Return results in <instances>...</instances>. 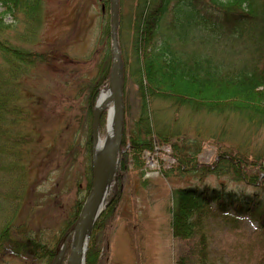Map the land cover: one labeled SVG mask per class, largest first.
Returning a JSON list of instances; mask_svg holds the SVG:
<instances>
[{
	"label": "rangeland",
	"instance_id": "rangeland-1",
	"mask_svg": "<svg viewBox=\"0 0 264 264\" xmlns=\"http://www.w3.org/2000/svg\"><path fill=\"white\" fill-rule=\"evenodd\" d=\"M104 1H42L43 21L34 48L51 52L53 60L38 65L25 85L30 96L27 105L33 112V119L27 120L26 127L33 131L35 141L27 163L26 196L16 222L24 224L51 247L61 240L57 242L50 264L65 243L64 254L57 264H66L72 228L77 221L72 224L74 204L80 199H84V203L88 193L83 188L82 174L86 154L79 152L72 164L63 154L65 145L73 137L85 139L84 118L88 107L84 102L88 87L101 66L102 24L109 19V8L104 6ZM119 3L118 39L124 101L121 152L109 193L88 236L84 264H173L184 245L174 239L170 231L168 207L173 203L176 189L190 185L245 188L241 181L233 180V172L212 169L217 164L216 150L229 146L264 157V130L251 128L235 114H192L185 108L176 113L169 103L156 98L147 103L150 119L158 121V129H174L184 135L180 143H194L198 149L195 159L188 164L181 163L170 145L156 143L138 160L128 156L126 169L121 168L123 154L129 150L125 139L135 131L136 121L141 116L142 94L138 85L141 66L133 50L135 32L131 26L138 0H119ZM171 15L170 9L167 18ZM6 21L10 23L12 18L8 16ZM161 24L162 29L151 45H158L164 38L167 28L165 21ZM198 35L197 31L181 25L173 37L178 50L187 53L192 46L200 49ZM109 71L93 95L91 122L97 94L109 84ZM105 125L106 116L102 113L99 118L102 138L106 134ZM140 159L142 166L138 169ZM220 164L217 169L223 170ZM204 165L207 169L199 168ZM229 170L234 171L232 167ZM237 224H224L217 219L207 224L208 264H258V250L263 248V243L259 242L261 230L257 221L246 216ZM0 264L33 263L2 255Z\"/></svg>",
	"mask_w": 264,
	"mask_h": 264
},
{
	"label": "trees",
	"instance_id": "trees-1",
	"mask_svg": "<svg viewBox=\"0 0 264 264\" xmlns=\"http://www.w3.org/2000/svg\"><path fill=\"white\" fill-rule=\"evenodd\" d=\"M42 1L0 0V257L33 264H50L61 241L51 247L16 222L26 196L27 163L35 141L33 131L26 127L33 112L27 105L30 96L25 85L38 65L53 60L51 52L34 48L43 21ZM103 3L109 8V0ZM170 9L173 15L167 18ZM134 11L133 50L141 66L142 106L137 128L125 139L129 150L123 154L121 168L126 169L128 156L138 160L156 143L170 145L181 163L195 159L198 149L194 143H180L184 135L174 129H158V121L150 119L147 103L156 98L165 100L176 113L185 108L192 114H235L251 128L264 130V0H138ZM163 21L167 28L164 38L151 45ZM181 25L199 33L200 49L178 50L173 35ZM101 36V66L84 102L88 107L85 139L73 137L63 154L71 164L79 152L86 154L82 173L86 192L92 174L91 103L111 64L109 19L102 24ZM218 148L215 163L224 169H217V164L212 169L233 172V180L241 181L245 188L190 185L176 189L168 207L170 231L184 245L173 264H208L207 224L217 219L237 226L246 216L257 221L261 230L258 238L263 248L258 250V264H264V157L229 146ZM141 166L140 159L137 168ZM205 166L199 168L207 169ZM83 200L74 204L72 224Z\"/></svg>",
	"mask_w": 264,
	"mask_h": 264
},
{
	"label": "water",
	"instance_id": "water-1",
	"mask_svg": "<svg viewBox=\"0 0 264 264\" xmlns=\"http://www.w3.org/2000/svg\"><path fill=\"white\" fill-rule=\"evenodd\" d=\"M119 0H109V29L111 65L109 71V85L113 92V114L111 132L106 134L103 143L97 148L96 136L99 134L100 112L96 110V101L92 110V174L91 185L87 197L81 207L77 221L72 228V240L66 264H84L85 245L92 225L102 210L105 195L109 190L119 165L121 142L124 123L123 101V64L119 49ZM98 96V94H97ZM97 99V98H96ZM66 243L55 255L52 264L62 257Z\"/></svg>",
	"mask_w": 264,
	"mask_h": 264
},
{
	"label": "bare ground",
	"instance_id": "bare-ground-1",
	"mask_svg": "<svg viewBox=\"0 0 264 264\" xmlns=\"http://www.w3.org/2000/svg\"><path fill=\"white\" fill-rule=\"evenodd\" d=\"M113 92L111 86L108 84L107 86L100 89L97 99H96V110L97 112H100V116L102 113H105L106 116V125L105 128L108 130V134L111 132L112 124V114H113ZM97 148L100 147L103 143L104 138H102L99 134L95 138ZM110 190V189H109ZM109 190L107 191L105 195V199L109 193ZM104 205V204H103ZM87 246V241L86 245Z\"/></svg>",
	"mask_w": 264,
	"mask_h": 264
}]
</instances>
